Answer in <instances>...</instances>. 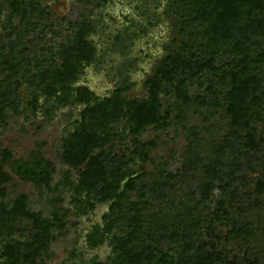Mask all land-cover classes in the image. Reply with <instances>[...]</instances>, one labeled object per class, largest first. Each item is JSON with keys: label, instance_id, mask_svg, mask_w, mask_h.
I'll use <instances>...</instances> for the list:
<instances>
[{"label": "rangeland", "instance_id": "obj_1", "mask_svg": "<svg viewBox=\"0 0 264 264\" xmlns=\"http://www.w3.org/2000/svg\"><path fill=\"white\" fill-rule=\"evenodd\" d=\"M0 4V160L4 148L15 158L39 149L56 169L47 186L18 179L6 184L0 252L7 241L23 244L24 251L37 240L29 220L10 217L14 198L25 194L27 211L53 221L37 264H124L113 237L130 232L133 248L166 251L167 264H192L212 245L229 261L264 264V2L252 13L245 7L220 31L189 0H24L17 13L5 0ZM214 5L207 0V12ZM79 37L93 50L92 62L73 59L71 86L86 87L98 103L112 99L107 118H92L101 142L94 155L106 172L121 170V187L135 176L136 188L110 215L106 234L103 216L111 200L99 201L94 193L77 198L66 182L70 170L77 183V172L60 157L63 139L85 108L64 103L56 82ZM169 55L182 56L181 66L160 80L158 105L172 112L170 124L138 130L134 103L150 102L148 80L163 65L173 66L165 61ZM211 56L215 69L199 71L197 62ZM235 75L254 77L259 89L234 126Z\"/></svg>", "mask_w": 264, "mask_h": 264}, {"label": "trees", "instance_id": "obj_2", "mask_svg": "<svg viewBox=\"0 0 264 264\" xmlns=\"http://www.w3.org/2000/svg\"><path fill=\"white\" fill-rule=\"evenodd\" d=\"M39 1V0H35ZM207 0H189L191 8L197 9L201 16L210 19L216 31H220L221 27L229 25L230 22L235 21L241 14L245 7L250 10L263 9L264 0H214V8L212 11L206 10L205 3ZM7 8L11 13H17L24 5V0H5ZM3 4H0V12L2 11ZM257 23H262L258 20ZM82 37H79V42L73 46L74 52L70 51V56L61 65V69L57 72V80L60 91L64 96L62 99L64 103L70 104H84L85 108L81 111L80 119L75 121L73 131L63 139L62 150L60 157L62 161L71 169L77 172V183L70 179V170L66 172V182L76 192L77 198L83 193L90 195L94 193L99 201L111 200L109 204L108 214L103 216L105 221V232L111 233L112 223L110 222V215L115 209L122 208V201L128 199V193L135 190V176L130 177L124 182L121 187L123 174L119 168L113 169L111 172H106L103 169V163L99 156L94 155V150L101 144L99 138L96 136V123L92 122L95 114H100L104 119L107 118L105 106L110 103L112 99L105 98L102 103H98L97 98L93 92H90L86 87L74 86L71 84L76 81V67L73 64V59L76 63H89L92 62L93 50L86 47V42H81ZM165 61L170 62L173 66L163 65L159 68L157 75L148 80L151 83V98L150 102L134 103V110L132 112V119L136 123L138 130H143L147 125L165 128L170 124L172 119V112L165 110L160 111L158 105V94L160 92V80L166 78L173 73L176 66H181L182 56L171 57L170 55L165 58ZM215 58L211 56L205 62H197L199 71L206 69H215ZM233 90L230 93L229 112L233 113V125L240 124V109L251 97L252 100L257 101L258 82L252 77L242 78L240 75L233 77ZM166 92V91H165ZM95 101L93 106L90 102ZM115 104V103H114ZM115 107V106H114ZM112 114L116 115L115 112ZM131 117V112H130ZM253 149H259L258 144L254 141L253 136H249V142ZM0 160V212L3 213L1 222L4 224V218L7 213L6 207L1 199L7 196L8 188L6 184L11 183L14 179L23 182H31L37 188L43 185H49L52 177L56 171L53 163L46 159L42 152L32 150L25 157H13L12 151L8 148L1 150ZM147 156H145V159ZM148 161H152L148 158ZM116 171V172H113ZM261 188L262 183H259ZM212 187V183L207 184V194ZM28 197L25 194L17 195L12 202V210L9 212L10 217L14 220L18 215L21 218L29 220L35 228V236L37 240L26 246L22 251L23 244L14 243L10 244L7 241L0 252V259L4 258V262L0 264H37V258L41 254L43 242L46 239L47 229L53 224L52 219L42 218L40 213H31L27 211ZM54 217L57 215L54 214ZM9 217V218H10ZM55 218H53L54 220ZM101 238L99 241H102ZM114 246L113 251L120 250L121 261L124 264H143L144 260L150 262L157 260L159 264H167L171 259L168 252L159 250L154 253L150 250L149 245L142 244L138 248H133L132 242L134 234L128 233L127 238L113 237ZM1 244V243H0ZM16 244V245H15ZM45 246V245H44ZM131 247V248H130ZM158 255V256H157ZM258 260H249L246 257L236 258V260L229 261L222 252L218 251L215 245H212L210 251L199 250L198 256L193 259L192 264H257Z\"/></svg>", "mask_w": 264, "mask_h": 264}]
</instances>
